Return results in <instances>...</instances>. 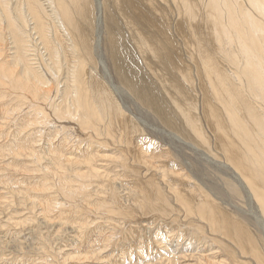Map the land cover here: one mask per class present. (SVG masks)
<instances>
[{
  "label": "bare ground",
  "instance_id": "obj_1",
  "mask_svg": "<svg viewBox=\"0 0 264 264\" xmlns=\"http://www.w3.org/2000/svg\"><path fill=\"white\" fill-rule=\"evenodd\" d=\"M104 8L106 23L117 33L109 35L111 48L115 54H120L122 48L123 55L117 56L116 63L124 82L167 126L189 142L188 146L200 159L234 171V180L254 206L255 219L264 235V0H105ZM94 24L91 0H0V81L4 82L2 87L9 86L7 95L14 97L4 96L3 90L0 99L4 96L16 105L21 97L20 102H31L32 107L28 106L26 111L33 109L36 114L31 119L28 112L15 113L21 115L17 117V132L4 143L0 141V155L8 152L14 160L19 155L25 156L24 164L36 157L40 160L39 151L35 150L41 147L38 144L44 136L40 132L37 145L33 142L36 124L31 120L37 122L43 115L46 120L47 114L58 121L72 119L84 130L99 132L103 125L109 135L120 133L119 141L127 148L120 155L138 152L132 155L133 163L127 157L117 162V167L125 172L120 180L133 190L125 195L128 203L124 204L112 187L115 180L109 173L100 172L98 162L102 157L96 148L102 149L101 143L92 141L86 133L79 141L81 147V142L87 143L85 150L74 142L79 152L72 146L74 152L70 149L67 150L70 154L61 156L54 146L49 147L52 159L60 162L57 167L62 168L65 162L82 167L74 170L75 181L65 176L50 191L57 195V202L62 198L72 201L80 193L89 205L96 198L93 211L107 213L106 220L117 228V237L128 234L139 240L140 244L135 245L137 250L121 249L120 254L117 248L116 259L133 258L137 253L140 258L146 256V243L153 245L161 239H157L155 227L156 237L150 240L151 236H147L149 226H154L156 221L178 232L179 251L185 253L189 248L209 252L202 256L205 261L202 264H264L263 243L238 216L188 177L178 163L168 159L159 166L158 162L146 160L136 149L138 143H147V136L128 119L108 87L90 70L91 63H95ZM3 101L0 109L4 112L2 117H6L10 112L9 103ZM28 102L18 105L27 106ZM20 107L14 110L20 111ZM67 131V134L61 131L62 149L75 135ZM2 134L0 130V139ZM171 135L172 139L182 142L177 135ZM83 169L86 171L82 172ZM118 178L116 175L115 179ZM79 182L83 186L76 192L73 184ZM94 185L97 189L93 192ZM66 208H59L60 220H64ZM147 215L152 218H146ZM142 220L148 224L143 225ZM93 223V230L103 227L101 223ZM110 235L113 236L112 232ZM157 249L165 255L166 246ZM156 250L150 248V252ZM109 257L112 259L114 254Z\"/></svg>",
  "mask_w": 264,
  "mask_h": 264
},
{
  "label": "rangeland",
  "instance_id": "obj_2",
  "mask_svg": "<svg viewBox=\"0 0 264 264\" xmlns=\"http://www.w3.org/2000/svg\"><path fill=\"white\" fill-rule=\"evenodd\" d=\"M91 1H92L93 8H94V23H95L94 32H93V38H94L93 53L95 54V63L94 62L91 63L90 70L94 72L96 76L100 78V81H102V83L105 86L108 87L112 98L114 99L116 104L121 109H123L124 112L127 113L128 119L131 120L133 124L135 123L134 124L135 126L138 125L137 128H139L143 132L144 136L145 135L147 136L146 138L147 143L145 144L138 143L136 145V149H139V152L142 157L144 156L147 157V158L144 157L146 160H153L155 164L158 162L157 164L159 166H160L159 163L164 162L168 159L173 160V163H178L179 166L183 167L184 173H187L188 177H191L193 181L197 182L201 186H204V188L208 190L207 192L208 194H210L214 199L218 200V202L224 204L226 208H228L236 216H238L243 221V223L247 225V227L251 229L255 233V235H257L260 242H262L264 246V235L262 233L263 228L257 224V219H255L257 218V216L254 213V206L250 204L249 199L246 198L243 192V189L240 188L239 184H237L236 181L234 180V173H233L234 171L231 169L226 170L223 168H217L216 165H213L211 163H208L200 159L201 157L197 155L196 152L191 150V148L188 146L189 142L185 140V138L182 137L176 130H174L170 126H167L163 122V120L160 118V116L157 114V112L154 111L153 108L146 106L143 103V100H141L140 97L136 96L132 92L130 87L124 82V77L122 73H120L119 71L120 66H118L116 63V61H118L117 56L120 57L121 55H123L121 53L122 48L120 49L121 52L118 51L120 52V54L119 53L115 54L114 50H112L111 48V38L109 35L113 34L114 36H116L117 33L115 34V32L112 31V29L106 23L105 8H104L105 0H91ZM120 44L122 46V42H120ZM0 85H1L0 88L2 89V90L0 89V93L5 91L6 94L3 93L4 96L9 94L10 92L9 86L8 87L6 86L7 89L5 87H2V86H5L2 80L0 81ZM4 96L3 98H1L2 100L0 99V102L3 101V99H6ZM6 97H10V96L7 95ZM10 98L14 99V97H10ZM20 99L17 100L18 102L16 105L12 103L11 101H8L9 100L8 98L2 102V103H5V102L9 103L7 104V107L10 110V112L7 115L5 114L6 117H2L4 116L3 115L4 112L2 109H0V115H1L0 116V130L3 131L2 138L0 139L1 144L2 142L3 143L5 142L6 138L13 137L14 134L17 132L18 125H19L18 119L21 116V115H16V114H19L18 112L24 111L23 113H26V112L30 113L29 115L31 119L36 117V114L34 113L33 109H29L28 111H26L28 106L32 107V105L29 104L31 102H28V100H25V99L24 100L26 102H20ZM199 99H200V95H199ZM27 102L29 105L27 104V106H21L22 108L20 107V105H18V103L25 104ZM11 103L13 105H11ZM9 106L13 108V110L10 109ZM16 106H18V108L20 107L21 110L19 111V109L17 108L18 110L15 111L14 109H16L15 108ZM41 114L42 112L40 113V115ZM49 116H52V115L47 114L48 120L44 118V115H43V118H40L41 120L38 119L37 122L34 119L31 120V123H34V125L36 124L35 125L36 132H35V135H33V137L35 136L33 142L35 143L38 139L39 140L41 139L39 137L40 132L44 136L42 143L38 144V145L41 144L40 145L41 147L37 146L35 150L36 152L39 151V156L41 158L40 160H38L36 157V158H33L32 162L30 160V161H27V164H24L23 162H24L25 156L19 155L18 156L19 159L14 160L13 156L8 154V152L4 151L3 152L4 156L0 155V177H1L0 178L1 179L0 180V264H85V263L86 264H112L111 262L113 261H115L117 264L119 263L120 264L122 263L124 264H138V263L139 264H159L158 261L159 262L161 261L160 264H162V262L163 264L164 263L165 264H202V262H205L203 260L204 257L202 256L209 255V252H203V250L201 252L192 251V250H189V248L186 249L185 253L179 251L177 249L178 247L177 245H180L178 241L180 235L178 234V232L172 229V227L164 228L163 227L164 225L162 223L157 224L156 221L154 223L150 221L154 224V226L153 225L149 226L148 231H147L148 232L147 236L148 235H149L148 237L151 236L150 237V240H151V238H153V236L158 233L157 239H160V238L161 239L160 241H158L156 244H153V245H151L150 243H146V246H145L146 247L145 250L147 254L146 256H143L140 258L138 255L139 253H137V255H135L133 258L131 256H126V257L123 256V258H120L119 256L117 258H120V259H116L115 257L119 254V252H116L117 248L118 250L124 249L125 252L126 251L131 252L133 249H136L135 245L140 244V243L137 242L139 240L133 239L132 236H129L128 234H126V236L124 234V236L122 235L121 237H117L119 236V234L117 235L116 233L117 228L114 227L113 224H109L108 221L106 220L107 213L93 211L96 209V208L95 209L93 208V206L96 204V201H95L96 198L95 199L93 198L94 199L93 202L92 203L90 202L91 205H89L88 202L84 201L83 199L84 195L80 193L79 195H75V198H74L75 202L74 200H72L73 202L67 201V200L64 201L62 198V200L59 201L61 202L60 203L61 205L57 204L59 203L57 202L58 197L56 194L53 193L52 190L50 191V188H53V184L56 183L58 180L68 175L69 176L65 178H68L69 181H71V178H73L72 181H75L74 179H76L75 177L76 174L74 170L78 168L76 171H79V168H82V167L81 166L75 167L73 163L69 164L65 161H63L65 163L61 161L63 163L61 164L63 165V167L60 165L62 168L57 167L59 166L60 162L59 160H55L54 158L52 159L51 155L49 154V147L54 146L56 148L55 152L59 153L62 156L64 153L66 155L70 154V153H67V150H70L72 146L75 148V149L73 148L75 152L76 150L79 152L78 145L80 144L79 141H81V137L84 138L85 136H87L89 138L91 136L90 138L92 139V141L94 142L100 141L102 149L96 148V151H99L100 158L102 157L98 162L99 167L101 168L100 172H105L106 174L109 173L108 175L111 176V178H113L115 181L117 180L116 182L114 181V183H111V185L113 188H115L116 192L120 194V199L122 202H125L124 204L128 203L126 199L127 197L125 195L127 194V192H130L133 190L131 189L130 185L120 180L122 176H124L125 172L121 168L117 167L118 166L117 162L121 163L119 160H122L123 157L125 158L127 157L129 160V163L130 162L133 163L132 155H137L138 152L136 151L135 153H132L131 155L129 153V155L127 156L124 154L123 156L120 155L119 153L121 151L123 152L127 151L126 147L123 148L124 146H126L125 143H121L119 141L120 133H116V134L113 133V135H109V132L107 131L106 128L103 127V125L100 126L99 132H97L95 129H85L84 130L81 127H79L81 128L79 129L78 126L80 125V123L78 124V122L76 123L72 119H69L70 121L67 119L66 120L60 119L59 121H62L60 123L58 120L54 118V116L52 118ZM68 121L70 123H66ZM38 122L41 124H39ZM45 122H47L46 125H45ZM62 123L64 124V127ZM52 127H54V129H51ZM61 127L62 129H60ZM25 130L28 132L30 131V128H27ZM60 130L64 131V133H66V131L68 130L67 132L69 135L75 134L72 136L70 140L72 143L70 141L68 142L69 148L67 145L65 146L66 148L64 147V149H62L63 145L62 144L60 145V142H61L60 135L63 133ZM79 130L84 133L80 135L81 132H79ZM70 131H73V133H70ZM57 134L58 136H56ZM171 134H174L175 136L177 135V137L182 142L172 139ZM74 136L77 137L76 140ZM79 137H80V140H79ZM74 142L75 144H78V145L76 146ZM85 143L86 142H81V144L83 145L82 147L79 145L81 150H85L87 148L86 146L87 143L86 144ZM75 146L77 147V149ZM141 146H143V148H139ZM73 150L72 152H74ZM23 153L27 154L26 151ZM70 156L76 157L75 155H70ZM112 157L116 158V160L113 159ZM85 169H83L82 172L87 170ZM48 172H53L52 173L53 175L51 173L49 174ZM57 173L59 176L61 175L60 176L61 178L58 177ZM66 173L67 175H65ZM46 174H49V175L45 177ZM116 175H119L118 179H115ZM78 184H75V185L73 184L74 190L76 192L79 188L83 186L81 182H79ZM42 186H45V189L42 188ZM92 188H93L92 189L93 192L94 190L96 191L97 185H94ZM64 202L65 203L67 202V203L64 204ZM71 204H74L75 206ZM65 205L66 207L69 205L68 206L69 208L68 207L66 208ZM48 206L50 207L47 208ZM59 208H62L64 210L66 208V210L70 211V212L67 211V214L65 215V217L62 218L64 220H60L61 218L59 217V214H58L60 212ZM45 213L48 216L45 215ZM52 216H55V217H52ZM47 217H50V218L47 219ZM91 217L94 219H92ZM145 217L148 218L149 215ZM149 218H152V217H149ZM48 220L52 222H49ZM55 220L57 221L55 222ZM90 222L92 223L96 222V224L101 223L103 224V227H97L98 229L93 230L95 223H93L92 225V223ZM82 223L85 224L84 225V227L86 226L85 228L84 227L80 228V225ZM147 224L148 222H145V221L143 222V225H147ZM160 225L161 226L163 225V226L161 227ZM153 228L155 230L157 229L156 232ZM189 229L190 227H188L187 230ZM105 232H108L110 234L112 232L113 236H111L110 234L107 235L108 233L105 234ZM143 233L145 234V232ZM103 237L104 238L106 237V238L104 239ZM173 237L175 238V240ZM119 238H121L122 240ZM162 238H163V242H162ZM185 238L183 239L184 241H185ZM108 240L110 243L108 242ZM101 241H102V244H101ZM171 241H173V243L169 245ZM131 243H133L134 246ZM128 244H129V247H128ZM157 244H159L160 247H162L163 245L164 247L166 246L165 255L160 253L159 249L156 250V248H160V247H157L159 246ZM106 245L113 247V248L110 247L112 250L109 248V246H108L109 248L108 249ZM130 246L132 248H130ZM125 248H128V249H125ZM150 248H153V250H156L155 251L156 253L154 251L150 252ZM122 250L120 251V254H122ZM157 252H159L161 256ZM112 253L114 254V257L110 259L109 256ZM184 257H186V259ZM161 258L163 261L161 260ZM142 259H145V260H142ZM204 264H207V263H204Z\"/></svg>",
  "mask_w": 264,
  "mask_h": 264
}]
</instances>
